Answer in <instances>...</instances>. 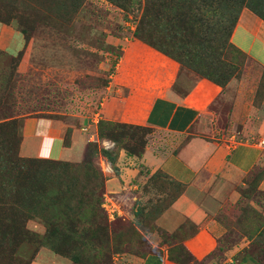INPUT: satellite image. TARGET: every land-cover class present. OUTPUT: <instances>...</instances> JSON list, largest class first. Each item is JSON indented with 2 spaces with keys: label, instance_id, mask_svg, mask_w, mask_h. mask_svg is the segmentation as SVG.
I'll return each instance as SVG.
<instances>
[{
  "label": "rangeland",
  "instance_id": "rangeland-1",
  "mask_svg": "<svg viewBox=\"0 0 264 264\" xmlns=\"http://www.w3.org/2000/svg\"><path fill=\"white\" fill-rule=\"evenodd\" d=\"M247 15L264 25V0H0V264H264V165L226 176L230 192L210 215L219 230L201 252L192 220L161 219L186 184L139 160L150 145L169 155L194 136L264 139V50L250 54L235 37ZM135 40L180 65V92L203 79L224 89L208 130L97 119ZM44 118L62 124L65 146L76 129L94 135L75 159L25 154ZM130 168L139 177L119 186Z\"/></svg>",
  "mask_w": 264,
  "mask_h": 264
},
{
  "label": "crops",
  "instance_id": "crops-1",
  "mask_svg": "<svg viewBox=\"0 0 264 264\" xmlns=\"http://www.w3.org/2000/svg\"><path fill=\"white\" fill-rule=\"evenodd\" d=\"M241 21L235 32L237 44L250 54L257 45L264 50V25L257 30L256 21L248 15ZM117 71L110 85L103 90L97 119L148 125L177 134L186 133L192 128L208 130L207 114L224 90L212 81L203 79L191 89L180 92L176 89L180 65L139 40L125 43ZM62 132L63 126L58 120L44 118L36 121L33 130L25 138L24 153L75 159L77 148L81 147V137L94 135L93 132L83 133L76 129L72 134V145L65 146ZM155 151V146L150 145L139 158L147 167L146 171L148 168H152V172L161 168L186 184L185 191L172 202L161 219L168 225L183 219L192 220L201 228L198 235L200 240L193 249L209 251L214 245L213 234L217 235L219 230L211 227L210 215L221 205L220 199L227 198L230 192L231 183L226 176L232 178L238 172L252 173L264 165V147L258 142L233 144L227 136L219 140L194 136L176 153L158 155ZM130 170L137 173L126 174L125 183H120V179L119 186L131 184L142 169ZM204 171L208 175L201 179ZM161 264H165L164 261Z\"/></svg>",
  "mask_w": 264,
  "mask_h": 264
},
{
  "label": "built area",
  "instance_id": "built-area-1",
  "mask_svg": "<svg viewBox=\"0 0 264 264\" xmlns=\"http://www.w3.org/2000/svg\"><path fill=\"white\" fill-rule=\"evenodd\" d=\"M260 143L264 147V139H262V141Z\"/></svg>",
  "mask_w": 264,
  "mask_h": 264
},
{
  "label": "trees",
  "instance_id": "trees-1",
  "mask_svg": "<svg viewBox=\"0 0 264 264\" xmlns=\"http://www.w3.org/2000/svg\"><path fill=\"white\" fill-rule=\"evenodd\" d=\"M154 46H155V45H154ZM17 163H18V162H17ZM70 165H72V164H69V163H68V166H70Z\"/></svg>",
  "mask_w": 264,
  "mask_h": 264
}]
</instances>
